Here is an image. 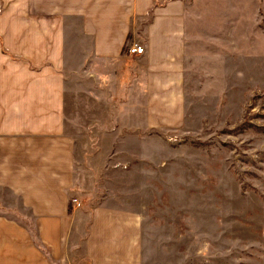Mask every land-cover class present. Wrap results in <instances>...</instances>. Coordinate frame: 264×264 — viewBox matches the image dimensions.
<instances>
[{"label": "crops", "instance_id": "1", "mask_svg": "<svg viewBox=\"0 0 264 264\" xmlns=\"http://www.w3.org/2000/svg\"><path fill=\"white\" fill-rule=\"evenodd\" d=\"M190 1L0 0V264H146L140 213L82 205L79 145L185 124Z\"/></svg>", "mask_w": 264, "mask_h": 264}, {"label": "rangeland", "instance_id": "2", "mask_svg": "<svg viewBox=\"0 0 264 264\" xmlns=\"http://www.w3.org/2000/svg\"><path fill=\"white\" fill-rule=\"evenodd\" d=\"M186 56L185 124L91 130L82 205L140 213L146 264H264V0H191Z\"/></svg>", "mask_w": 264, "mask_h": 264}, {"label": "built area", "instance_id": "3", "mask_svg": "<svg viewBox=\"0 0 264 264\" xmlns=\"http://www.w3.org/2000/svg\"><path fill=\"white\" fill-rule=\"evenodd\" d=\"M129 52L131 54H144L145 53V46L135 43L133 46L129 48ZM74 203H77L78 206L81 205V203L77 199H73Z\"/></svg>", "mask_w": 264, "mask_h": 264}]
</instances>
